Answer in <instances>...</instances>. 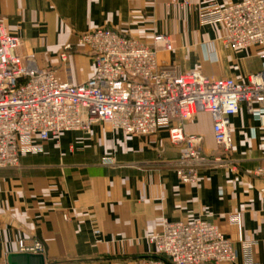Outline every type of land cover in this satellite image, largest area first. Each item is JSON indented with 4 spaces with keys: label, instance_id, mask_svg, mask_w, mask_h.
Returning <instances> with one entry per match:
<instances>
[{
    "label": "crops",
    "instance_id": "1",
    "mask_svg": "<svg viewBox=\"0 0 264 264\" xmlns=\"http://www.w3.org/2000/svg\"><path fill=\"white\" fill-rule=\"evenodd\" d=\"M202 3L0 0V22L21 39L22 52L34 53L39 69L60 80L82 83L93 72L87 54L72 53L69 62H61L63 47L81 33L110 28L146 45L155 34L169 35L172 51H159L157 57L177 73L198 71L246 83L262 68L264 46L226 49L221 25L199 24ZM211 125L209 114L197 113L184 131L202 136L204 155L220 156ZM230 129L225 165L202 168L196 184H181L167 165L181 147L169 143L166 131L126 136L95 124L88 134L51 137L16 168L0 169V264L19 253V240L25 247L39 242L45 264H134L155 256L148 237L160 230L162 219H201L232 241L237 259L231 264H264V180L253 175L264 163V127L241 105ZM244 246H249V262Z\"/></svg>",
    "mask_w": 264,
    "mask_h": 264
},
{
    "label": "built area",
    "instance_id": "2",
    "mask_svg": "<svg viewBox=\"0 0 264 264\" xmlns=\"http://www.w3.org/2000/svg\"><path fill=\"white\" fill-rule=\"evenodd\" d=\"M189 1L170 0V4L184 7ZM198 22L221 25L226 49L264 46V0L229 5L203 0ZM21 48V39L0 22V169L16 168L22 157L41 152V144L51 137L71 131L88 134L93 125L102 124L126 136L166 131L169 143L181 147L167 165L181 184H196L199 170L221 168L226 161L204 155L202 136L186 133L185 122L197 113L209 114L213 141L224 154L232 147L230 118L241 105L264 127V62L246 83L212 79L198 71L177 73L157 57L159 51H172L169 35L155 34L146 45L117 30L96 28L79 34L59 54L64 63L72 53L91 57V76L76 83L39 69L34 53ZM105 162L112 164L111 159ZM253 175L264 180V163L254 168ZM260 192L264 196V188ZM232 220L238 223V216ZM148 242L155 247V256L134 264H231L237 259L232 241L201 219H162L160 230ZM244 249L249 262V246ZM18 252L39 254L42 245L35 241L25 247L19 240Z\"/></svg>",
    "mask_w": 264,
    "mask_h": 264
},
{
    "label": "water",
    "instance_id": "3",
    "mask_svg": "<svg viewBox=\"0 0 264 264\" xmlns=\"http://www.w3.org/2000/svg\"><path fill=\"white\" fill-rule=\"evenodd\" d=\"M8 264H45L41 254L14 253L7 257Z\"/></svg>",
    "mask_w": 264,
    "mask_h": 264
},
{
    "label": "rangeland",
    "instance_id": "4",
    "mask_svg": "<svg viewBox=\"0 0 264 264\" xmlns=\"http://www.w3.org/2000/svg\"><path fill=\"white\" fill-rule=\"evenodd\" d=\"M223 159H226V154H224L223 152H222V155H220ZM218 168H220V167H218Z\"/></svg>",
    "mask_w": 264,
    "mask_h": 264
}]
</instances>
